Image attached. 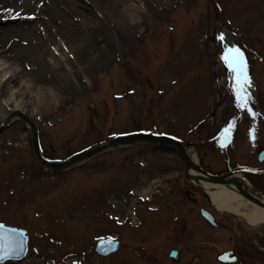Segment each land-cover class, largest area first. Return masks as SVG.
Masks as SVG:
<instances>
[{"label": "rangeland", "instance_id": "1", "mask_svg": "<svg viewBox=\"0 0 264 264\" xmlns=\"http://www.w3.org/2000/svg\"><path fill=\"white\" fill-rule=\"evenodd\" d=\"M67 1L38 15L48 0H30L19 21L23 8L0 0V60L18 68L2 85L9 82L12 97L21 95L15 110L37 123L48 158L64 160L113 136L150 130L193 142L191 154L211 172L264 169L257 161L264 148V0ZM32 26L38 38L29 41L2 33ZM20 41L33 43L23 58L12 50ZM228 47L245 54L257 92L246 88L245 106L244 98L242 105L231 99L239 84L228 76L229 62L223 69ZM47 52L60 63L57 70L47 65ZM214 74L222 106L197 129L218 100ZM6 93L0 97L8 99ZM251 100L260 102L259 111ZM231 117L237 132L227 136L225 153L217 131ZM185 170L178 152L156 145L120 148L51 172L40 166L30 130L16 119L0 135V223L29 230L31 249L27 260L10 264H220L216 256L233 247L241 252L238 264H263L254 248L264 249V224L217 212L224 227H210L200 209L213 208L211 201ZM250 180L264 191V180ZM109 235L123 245L103 258L96 238ZM173 250L178 262L170 259Z\"/></svg>", "mask_w": 264, "mask_h": 264}, {"label": "bare ground", "instance_id": "2", "mask_svg": "<svg viewBox=\"0 0 264 264\" xmlns=\"http://www.w3.org/2000/svg\"><path fill=\"white\" fill-rule=\"evenodd\" d=\"M2 2H5V4H12L15 6H20L22 9V13L20 16V20H23L25 17V14L27 13V9H29L28 4L30 0H1ZM63 0H48V2H45L43 7H41V10L38 12V15L43 14V12H48L51 9H54L56 7H61L62 5H59ZM65 2H68L65 0ZM64 2V3H65ZM66 4V3H65ZM74 4V0H71L68 3V6ZM60 11V10H59ZM15 13V12H14ZM11 14V12L2 13L4 16L11 17L14 15ZM18 18V17H17ZM20 23V22H19ZM30 26L31 24H26ZM24 29V28H18L16 30H12L11 32H2L3 34L7 33L12 37H19V34L22 35L21 39L28 40L29 38L36 39L38 38L37 34H35L37 31H35V28L32 26L30 28ZM34 35V37H33ZM29 41V40H28ZM1 43V42H0ZM13 48L12 50L16 53V56L23 58L26 57V53L29 51V48L33 46V43L28 45L24 44L23 42H14L12 44ZM0 49H4L0 46ZM33 50V49H32ZM2 51L0 50V53ZM43 52V50H42ZM46 57H49V60H47V65L50 64L54 66V70H57L55 66H59L60 63L56 61L50 54L47 52ZM66 65V64H65ZM18 69L16 66L13 67V65L8 64L7 61H1L0 60V93L7 94L6 92H9L11 94V88L9 82L2 85L3 79H8L13 75V73H16V69ZM39 69H43V67H39ZM29 87V85H26ZM25 86V87H26ZM56 94L51 93L49 98L53 99ZM13 95H9L8 99H2L0 97V115L2 119H5L11 111L15 110L20 105V94L19 96L12 97ZM206 190V194L209 196L210 201L212 205L216 208L218 213L224 212L225 214H234V216H237L236 219L242 218L249 226H258L264 224V209L252 205L248 202H246L239 194H237L234 190H231L227 186L224 185H217V184H210L207 182H201L198 183ZM145 188H149V182L147 180L144 181V183L141 184ZM142 188V187H141ZM144 189V188H142Z\"/></svg>", "mask_w": 264, "mask_h": 264}, {"label": "water", "instance_id": "3", "mask_svg": "<svg viewBox=\"0 0 264 264\" xmlns=\"http://www.w3.org/2000/svg\"><path fill=\"white\" fill-rule=\"evenodd\" d=\"M14 118L22 119L31 128L32 135H33L32 140H33V145H34V149L36 152V156H37L38 160L40 161V163L45 167L56 168V169H67L73 165H76L80 162L88 160L91 157H93V156L99 154L100 152L107 150L109 148H119V147L126 146V145H137V144H143V143H157V144L169 145V146L176 147L181 152L182 156L187 160L188 169L194 168L195 170L204 174V176H202V177H194V179L196 181H199V178H201L204 181H209V182H214V183H223V184L228 185V183L224 179V177L214 176V175H211V174L203 171V169L191 159V157L187 153V150H186V148L182 142L177 141V140H173V139H170L167 137L157 136V135L133 134V135H128V136H122V137H118V138H115L113 140H110L108 143H106L102 146L90 149V150L83 152V153H80V154H77L76 156H74L70 160H66L64 162L49 161V160L45 159L41 154L40 143H39V133H38L37 125L35 124V122L31 118H29L27 115H25L21 111L14 112L1 124L0 134L6 128L9 127L11 121ZM235 186H237V188L239 190L238 192L243 197H245L247 200L251 201L252 203L264 208V200H260V199L255 198L252 195V193H254L253 189H252V191H249L247 189H244L241 184H237V183L235 184Z\"/></svg>", "mask_w": 264, "mask_h": 264}, {"label": "snow or ice", "instance_id": "4", "mask_svg": "<svg viewBox=\"0 0 264 264\" xmlns=\"http://www.w3.org/2000/svg\"><path fill=\"white\" fill-rule=\"evenodd\" d=\"M228 54L231 58V62L229 63V67L233 68L234 72H243V57L240 54V49H229ZM226 62H228V57H226ZM250 81L245 74L243 80L239 82V93L242 94L240 96L241 101H243V96L247 95L246 88L249 85ZM2 258V257H0Z\"/></svg>", "mask_w": 264, "mask_h": 264}, {"label": "flooded vegetation", "instance_id": "5", "mask_svg": "<svg viewBox=\"0 0 264 264\" xmlns=\"http://www.w3.org/2000/svg\"><path fill=\"white\" fill-rule=\"evenodd\" d=\"M257 180H255V182H256ZM263 182V181H262ZM185 195L187 196V198H188V200L190 201V202H193L194 204H197L198 203V200H197V198H195L193 195H192V193L190 192V190H188V189H186V192H185ZM182 204V206H184V205H186V202H182L181 203ZM209 204H210V202H209ZM211 205V204H210ZM211 207H212V205H211ZM210 207V208H211ZM215 209V208H214ZM213 208H211V209H209L208 208V210L214 215V217H215V219L219 222V224L217 225V227H212V226H210L205 220V222L210 226V227H212V228H214V229H222L223 227H224V225H223V223H221V221L219 220V218H218V214H217V210L215 209L214 210ZM179 210H180V207H179ZM231 223H232V221H230ZM186 227H187V225L185 224V226H184V230H186ZM244 246V245H243ZM233 249L235 250V254H237V256H238V258H239V260H240V262H241V257H240V254H241V252H240V250L239 249H237L236 247H233ZM254 249H256V255L258 256V258L259 259H261V263H263L264 264V249H261L259 246H258V248L257 247H255Z\"/></svg>", "mask_w": 264, "mask_h": 264}]
</instances>
